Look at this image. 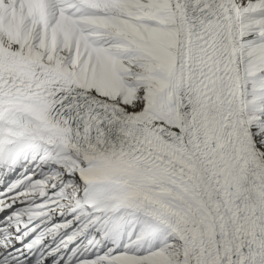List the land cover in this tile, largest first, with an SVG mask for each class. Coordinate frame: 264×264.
<instances>
[{
    "label": "snow or ice",
    "instance_id": "obj_1",
    "mask_svg": "<svg viewBox=\"0 0 264 264\" xmlns=\"http://www.w3.org/2000/svg\"><path fill=\"white\" fill-rule=\"evenodd\" d=\"M0 264H264V0H0Z\"/></svg>",
    "mask_w": 264,
    "mask_h": 264
}]
</instances>
